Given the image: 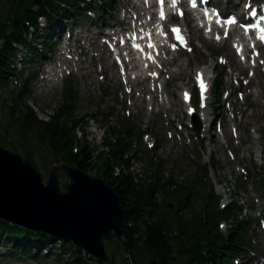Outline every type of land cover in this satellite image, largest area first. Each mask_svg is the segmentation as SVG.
I'll return each instance as SVG.
<instances>
[{
    "label": "trees",
    "instance_id": "16d2710c",
    "mask_svg": "<svg viewBox=\"0 0 264 264\" xmlns=\"http://www.w3.org/2000/svg\"><path fill=\"white\" fill-rule=\"evenodd\" d=\"M28 2L29 0L9 2L10 16L15 18L14 29L22 27L18 23L21 15L29 17L31 22L35 21V15L30 12ZM62 2L65 7L50 6L49 29L60 19L68 22L71 21L70 18L74 20L80 11L76 0ZM32 3L40 4L41 0H32ZM23 44L30 51L37 52L30 44ZM15 54L16 50L10 48L4 58L0 57V88L5 79L14 72L10 60ZM2 101L3 97L0 95V102ZM77 111L73 91H69L62 103L53 110L49 121L40 120L22 100L8 107L6 114L9 123L15 128L20 148L30 159H33V151L39 148L45 151L46 159L51 154L88 172L98 166L100 158L105 156L99 171L100 176L116 188L125 211L124 240L120 242L122 251L127 255L125 264H220L221 259L230 256V250L235 249L234 238L237 233L234 238L231 237L230 249L224 244H219L217 219L209 205H203L199 211H193L189 218L181 220L177 225L163 215L156 195L177 182L173 178L162 181L158 176H148L145 180L139 178L133 170V162L138 159V152L132 149L129 129L121 130V127L111 126L104 133L101 146L103 152L97 153L99 146L92 145L86 135L90 117L95 113L78 116ZM77 129L83 133L85 146L74 155L73 147L80 141L75 134ZM0 142L14 148L5 132L0 133ZM180 189L183 190L181 202L187 207L192 203V187L180 185L178 190ZM61 250L79 252L72 247H63ZM26 252L30 250H24V253ZM79 263L90 264L82 258Z\"/></svg>",
    "mask_w": 264,
    "mask_h": 264
},
{
    "label": "water",
    "instance_id": "95a60500",
    "mask_svg": "<svg viewBox=\"0 0 264 264\" xmlns=\"http://www.w3.org/2000/svg\"><path fill=\"white\" fill-rule=\"evenodd\" d=\"M71 179L61 192L59 170ZM0 218L71 240L107 263L102 239L123 235L124 212L116 190L78 168L55 166L47 186L30 161L0 147Z\"/></svg>",
    "mask_w": 264,
    "mask_h": 264
},
{
    "label": "rangeland",
    "instance_id": "374dc122",
    "mask_svg": "<svg viewBox=\"0 0 264 264\" xmlns=\"http://www.w3.org/2000/svg\"><path fill=\"white\" fill-rule=\"evenodd\" d=\"M6 8V0H2L0 2V15L4 13ZM90 29L93 28V26L89 25L88 26ZM217 53H219L218 51H216ZM205 60L208 61V59L206 57H203ZM184 63H186V60L184 61ZM211 64H214V62H212L210 60ZM17 69H19L20 64L16 66ZM187 75L184 78V81L186 82L188 80V78L191 77L190 74V69H187ZM114 74V72H113ZM9 88H12V84L9 83ZM94 89V83L91 80H82L80 88H79V92H80V96H81V102L79 103V115H82L84 113H86L89 108V96H91L92 90ZM60 88L58 89V91L54 94L51 95H47V94H40L39 92H35L33 91V95L32 98L28 99V105L38 114L39 118L45 119L47 120L48 116L51 115L52 110L58 105L59 101H60ZM171 94H173L175 100H174V110H179V97L180 94L177 90H173L172 92H170ZM142 98H136L135 100L137 102H139ZM106 105L108 106V108H115L117 110V107H115V105L112 104L111 99L109 100V98L105 99ZM158 105L161 103L157 102ZM139 108L142 109L140 104ZM131 111L133 112V114H138L137 113V109L136 108H132ZM261 114H264V110L261 111ZM143 115V122L140 123L143 126H147V125H153V128L157 129V127L155 126V120L153 118H151L150 120L146 119L145 113L142 114ZM0 118H3V115L0 111ZM254 120L255 118H250V120ZM139 123V122H138ZM261 125H264V121H260ZM162 126L164 127V124L162 123ZM103 126L96 124V123H89L88 129H87V134L89 135L88 140L90 141L91 144H100L101 140H100V136L103 132L102 130ZM8 148V147H7ZM10 151H13L17 154H20L21 156L22 153L19 150H14L11 148H8ZM176 149L175 147L171 148V144H169L167 146V148L165 150H160L158 152L159 156H163L164 158H166L167 160V166L164 169L165 174H168L171 172V170H174L175 174L180 178V180H183L184 178H188L193 176L196 170V167L192 164H190V162L188 161L185 153L187 152L186 149H184L182 147V149H179L177 153H175ZM220 150L217 148V153L219 154L220 157ZM190 158V156H189ZM35 163L38 166V169L43 177V181L44 183H46L48 181V177H49V171L51 169V164L49 163L48 165H46L45 163H43L42 158H39V156L35 159ZM144 164L143 163H136L135 164V171L138 173L140 171H142L144 169ZM174 168V169H173ZM230 179V178H228ZM68 179L66 176L61 178V182H66ZM214 181H216V179H213ZM231 190V189H230ZM172 202V201H167ZM105 245H107V241H105ZM112 249L115 250V246L114 244H112ZM107 252L109 254V256H112V252L111 250L108 249L107 247ZM115 259H116V264H122V256H120V253L117 252L115 255ZM65 262H62L60 264H75L74 262V258H71L70 256L66 257V259H64ZM0 264H2L0 262ZM31 264H59L57 263V261L55 259L49 261L48 263H36V262H31Z\"/></svg>",
    "mask_w": 264,
    "mask_h": 264
},
{
    "label": "snow or ice",
    "instance_id": "6c2138e0",
    "mask_svg": "<svg viewBox=\"0 0 264 264\" xmlns=\"http://www.w3.org/2000/svg\"><path fill=\"white\" fill-rule=\"evenodd\" d=\"M181 15H183V13H181ZM233 22H234L233 20H229V23H233ZM174 31L177 32L178 38L182 39V37H179V29H174ZM262 38H264V37H262ZM201 87H202V89L206 88V86L203 84V81H201Z\"/></svg>",
    "mask_w": 264,
    "mask_h": 264
}]
</instances>
